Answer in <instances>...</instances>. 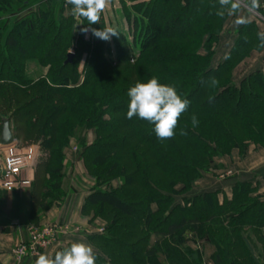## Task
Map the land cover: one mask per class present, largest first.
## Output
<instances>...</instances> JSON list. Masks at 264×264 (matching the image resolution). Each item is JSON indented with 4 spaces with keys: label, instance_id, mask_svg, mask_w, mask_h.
<instances>
[{
    "label": "trees",
    "instance_id": "16d2710c",
    "mask_svg": "<svg viewBox=\"0 0 264 264\" xmlns=\"http://www.w3.org/2000/svg\"><path fill=\"white\" fill-rule=\"evenodd\" d=\"M130 1L138 14L134 40L112 26L119 36L105 41L82 31L107 27L102 14L89 25L63 0H0V124L9 118L17 140L38 142L44 153L31 221L38 224V214L65 196L66 150L84 129L93 139L83 141L81 158L96 183L82 213L107 221L103 233L87 238L96 264H203L206 256L212 264H264L259 182L236 181L230 197L222 190L188 194L218 168L217 159L264 148V73L235 76L264 48L259 21L240 24L214 66L226 24L240 10L235 0ZM152 77L190 101L175 136L163 141L153 124L126 118L129 88ZM2 204L0 190V211Z\"/></svg>",
    "mask_w": 264,
    "mask_h": 264
},
{
    "label": "crops",
    "instance_id": "0c3cea01",
    "mask_svg": "<svg viewBox=\"0 0 264 264\" xmlns=\"http://www.w3.org/2000/svg\"><path fill=\"white\" fill-rule=\"evenodd\" d=\"M109 6L110 4L108 7ZM103 13L107 14L108 10L105 9ZM240 13L236 15L234 23L231 25V31L228 33L225 32L220 38L219 46L214 55V66H217L232 48L236 38L235 32L238 26L245 21L253 19L250 14L247 15L243 12V14L240 15ZM259 26L261 31L264 32V23L259 22ZM228 35H230V37ZM244 68H246V71H244ZM255 70H261L264 73V48L259 52H254L247 61L237 69L235 76L237 78H242ZM31 71L34 70L31 69ZM38 71L40 74L42 73L39 69ZM258 153L259 155L254 151H250L248 155L249 157L243 162V164H239V160L234 161L232 159L233 155H238L235 151L232 156H224L220 161L224 166L231 165L230 167L234 168L233 171L236 173L235 176L206 177L200 182V184L206 180V191L222 190L228 197H230L235 182L238 180H245L254 183L259 182L261 186L260 191L264 192V149H260ZM66 158L70 164L67 168L65 167L66 176L63 182L65 196L62 200L56 201L50 210L40 212L38 214L39 223L36 225L49 222H68L74 226H79L80 231L71 232L65 236H61L56 244L47 248L43 254L50 258H53L58 248L68 243L84 242L90 244L87 239L88 235L92 234V232H97L99 227H106L105 220L98 218L93 220L91 215H83L82 208L87 196L92 190L93 184L87 181L88 187L86 188L80 186L78 181L71 180L74 176L76 177L79 174L80 176H83L82 168L76 164L77 155L74 150L69 149L66 152ZM39 164L33 170L28 172V175L32 177L33 182H35L37 167ZM32 194L33 186L21 191H3V204L0 211V264H35L37 260L31 258L18 260L14 253V248L17 244L26 240L28 237L27 226L29 224H35L31 221L30 216Z\"/></svg>",
    "mask_w": 264,
    "mask_h": 264
},
{
    "label": "clouds",
    "instance_id": "9594fccd",
    "mask_svg": "<svg viewBox=\"0 0 264 264\" xmlns=\"http://www.w3.org/2000/svg\"><path fill=\"white\" fill-rule=\"evenodd\" d=\"M231 2L232 0H220L222 6ZM66 3L73 6L74 16L85 18L91 25L100 23L101 14L110 0H66ZM252 6L258 7L257 0H252ZM236 7L237 4H233V10ZM88 30V28L82 29L83 32ZM92 33L105 41L110 40L112 36H119V33L111 27L92 29ZM258 38L264 44V32L259 33ZM218 83L217 80L212 79L213 85ZM128 97L126 118L131 120L133 117H139L153 124L157 138L162 141L175 136L179 118L187 111L190 104L188 99L178 94L174 86L162 84L156 77H152L147 82H137L129 88ZM209 99L211 101L213 98ZM192 125L193 127L198 125L195 115L192 117ZM180 134L186 135V131L182 129ZM35 264H96V254L90 244L73 242L68 248L56 252L53 258L45 254L40 255Z\"/></svg>",
    "mask_w": 264,
    "mask_h": 264
},
{
    "label": "built area",
    "instance_id": "2783aa9c",
    "mask_svg": "<svg viewBox=\"0 0 264 264\" xmlns=\"http://www.w3.org/2000/svg\"><path fill=\"white\" fill-rule=\"evenodd\" d=\"M63 1L67 6L70 5L66 3V0ZM235 1L248 7L247 0ZM258 6L264 10V1ZM255 13L264 18L262 13L257 11ZM0 148L4 151L3 162L0 167V190L12 192L30 187L33 179L28 175V172L33 170L44 156L40 144H25L16 141L8 146H0ZM73 227V224L68 222L29 224L27 226V239L19 242L14 248L17 259H37L47 248L56 244L61 236L71 233Z\"/></svg>",
    "mask_w": 264,
    "mask_h": 264
},
{
    "label": "rangeland",
    "instance_id": "374dc122",
    "mask_svg": "<svg viewBox=\"0 0 264 264\" xmlns=\"http://www.w3.org/2000/svg\"><path fill=\"white\" fill-rule=\"evenodd\" d=\"M145 1L148 2V0H145ZM135 3L136 2H132L130 0H112V1H110V3H109L110 6L109 7L107 6L105 8V9L108 10V13L107 14L106 13L104 14L102 12V16L105 17L107 27H111L112 28V26H117L121 30H127L129 28L130 35L132 33L134 34V30H133L134 29V26H135L134 17L135 16H138V14L135 13V11L132 9V6ZM246 3L248 5V7H250V8H248V7H246V6L241 5V4L238 3L239 6H240V10L236 13V15L238 13H240V12H241L240 15H242L243 12H244V14H247V15L250 14V16L253 17V19H257L259 22L264 23V18L261 17V16H259L257 13H255L257 11V12L263 14L264 10L262 9V7L258 6L260 9H258V7H255L254 8L252 6V0H247ZM259 5H260V3H259ZM126 8L129 10L130 16H129V14L126 13ZM236 15L231 16V18L228 20V22L226 24L227 26L225 28L224 33L225 32L228 33L229 31H231L230 30L231 29V25H232V23H234V19L236 18ZM82 19H83V17H77L78 22H82ZM137 24H139V19H138V23ZM87 28L89 30L86 32V38L89 39L93 35V33H92V28L91 27H87ZM228 36L230 37V35H228ZM131 37H132V35H131ZM141 39H143V38H141ZM132 40H134L133 37H132ZM139 42L140 41H138L137 44H139ZM133 43H134V41H133ZM135 49H137L136 46H135ZM72 52H74V51H72ZM85 59H86V54L84 55L83 59L81 60V68H82V66L84 64ZM241 65H243V63ZM241 65H239L238 68ZM29 67H30V70L33 69L34 72L37 73V75L40 74V72L38 71V67H37L36 63H33V62L29 63ZM237 69H236V71H237ZM244 71H246V68H244ZM1 125H2V123L0 124V127H1ZM0 132H1V130H0ZM92 139H93V134L92 133L86 132L84 129H79L78 132H77V136L74 137V139H73V141L71 143V148H69V149H72V150L75 151V153L77 155V163L76 164H78V166L82 168V173H83V176H80V174H79L76 177L74 176L71 180L78 181V184L80 186L86 187V188L88 187V185H87L88 182L89 183H92L93 186L95 185L96 182L92 178H90V176L87 174V171H86L84 162H83V160L81 158V149H82L81 148V145H82V143H83L84 140L91 141ZM20 142H22V141H20ZM22 143H25V144H35V143H37V144H39L38 142H22ZM69 149H67L66 152ZM260 149H264V148H257L255 145H251L248 148L245 156H241L239 149H237V150H235V152H237L238 155H236V154L233 155L232 156V159L234 161L239 160V164H243V162L249 157L248 155H249L250 151H254L257 155H259L258 151ZM3 157H4V151H3L2 148H0V167H1L2 162H3ZM66 159H65V167L67 168V166L70 164V162L67 161ZM221 159L222 158L217 159V163H218L217 164V167L218 168L215 169L213 172L206 174L203 178H201L196 183V185L192 188V190L188 193L189 195H194V194L202 193L203 191H205V192L208 191V190L206 191V187H205L206 186V180L204 182H202L204 186L202 185V183L200 184V182L203 181L206 177H212V176L213 177L214 176L215 177L216 176H226V177L227 176H233L234 177L235 176L236 173L233 171L234 168L230 167L231 165L224 166V164L220 161ZM42 160H44V159H42ZM37 169H38V167H37ZM64 172H65V170H64ZM36 176H37V174H36ZM120 181L121 180L118 179L117 181L113 182V186L119 184ZM32 186H33V180H32V184H31L30 187H32ZM30 187H28V188H30ZM203 188H204V190H203ZM259 188L261 190V186H259ZM1 191L3 192V190H1ZM200 191H202V192H200ZM222 192H224V191H222ZM221 197L223 198V196H221ZM178 198H180V196H178ZM98 219H102L103 220V218H100V217H98ZM49 223H53V222H49ZM106 225H107V221H106ZM104 229H105V227H99L97 232H92V233H103L104 232ZM75 231H80V227L79 226H74L72 232H75ZM203 264H212V261H211V259L208 256H206V257H203Z\"/></svg>",
    "mask_w": 264,
    "mask_h": 264
},
{
    "label": "water",
    "instance_id": "95a60500",
    "mask_svg": "<svg viewBox=\"0 0 264 264\" xmlns=\"http://www.w3.org/2000/svg\"><path fill=\"white\" fill-rule=\"evenodd\" d=\"M74 57V53L70 52L68 54V59H67V63L68 62H72ZM17 141L16 137H15V133L11 127V122L9 118H3L2 120V125H1V133H0V146L4 147V146H8L11 145L13 143H15Z\"/></svg>",
    "mask_w": 264,
    "mask_h": 264
}]
</instances>
